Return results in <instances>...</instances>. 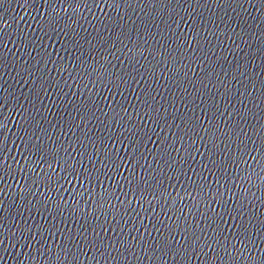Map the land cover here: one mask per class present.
<instances>
[{
	"label": "water",
	"instance_id": "obj_1",
	"mask_svg": "<svg viewBox=\"0 0 264 264\" xmlns=\"http://www.w3.org/2000/svg\"><path fill=\"white\" fill-rule=\"evenodd\" d=\"M0 264H264V0H0Z\"/></svg>",
	"mask_w": 264,
	"mask_h": 264
}]
</instances>
